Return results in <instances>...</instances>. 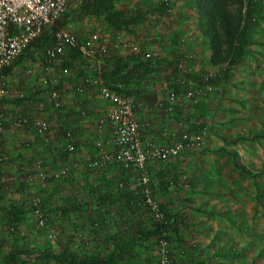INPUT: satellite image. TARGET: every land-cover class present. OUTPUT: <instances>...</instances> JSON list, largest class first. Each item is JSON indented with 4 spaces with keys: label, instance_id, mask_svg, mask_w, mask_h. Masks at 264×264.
<instances>
[{
    "label": "rangeland",
    "instance_id": "374dc122",
    "mask_svg": "<svg viewBox=\"0 0 264 264\" xmlns=\"http://www.w3.org/2000/svg\"><path fill=\"white\" fill-rule=\"evenodd\" d=\"M160 1L162 0L117 1V7L129 13L136 10L148 12L145 21L134 27L132 33L114 31L104 17L95 16H87L82 20L71 22V29L81 36L95 31L106 34L109 37L111 48L107 56L101 57L103 61L116 53L112 44L118 37L128 41L133 40L132 42L138 43L141 48L148 47L153 58L164 62L168 61L167 58L170 56L174 59L179 57V62L183 65L180 70L189 72L188 80L184 83L186 88L202 86L195 77L198 78L202 74L211 77L217 72L221 73L223 68L214 66L210 62L211 50L203 33L204 20L198 12L187 8L186 0H168V6L172 8V11L170 14L157 17L150 11ZM47 31L52 36L51 29ZM177 31L185 33L184 42L187 45L185 49H182V53L181 49L177 51V49L167 47L168 42L171 41L168 38L169 33L172 36V33ZM199 36L202 38V43ZM256 37L264 40V21L259 23ZM50 42L51 40L43 48L34 47L7 75L8 95L2 101L3 107L0 108L4 114L5 127L4 161L0 171V183H5L2 188V204L5 210L0 213V264H3V258L10 250L12 243L17 242L26 243L28 250L35 255L47 249L58 251L67 244L78 255H90L101 251V246L96 247V242L93 240L95 238H92L89 225L92 218L85 220L89 216V211L84 203L85 208L66 218H62L58 209L64 205H70L71 198L87 197L90 193V186L95 183L93 176L101 175V179L105 176L116 183L120 180L119 178L129 174L128 184L131 188H136L140 183L139 173L135 167L124 170L122 163L116 161H111L107 167L100 170L86 167L98 158L102 151L113 154L116 150L110 126L99 127L100 121L106 119L107 104L98 97L95 88L90 93L92 98L80 103L76 109L79 112L77 123L69 122L68 125L61 126L67 130L72 129L75 134V144L77 142L79 144V148L69 156L58 151L59 148L64 149L66 146L63 136L62 142L58 143L49 138L51 137L49 133L41 137L34 130L15 127L14 122L17 118L29 117L48 119L52 126L51 131L57 128L51 114L60 113L66 108L57 110L49 102V92L54 88H59L64 95V91L69 90L67 86L73 83L78 85L79 78L77 77L85 74L81 72L79 65H75V68H70L69 73L64 75L61 62L48 60L46 57L45 50ZM193 42L194 45H192ZM255 48L261 53L246 57L238 67L233 69L228 82H216L212 85V90L204 92L199 102L194 104V107L198 108L202 105V108L195 109L194 115L187 113L188 110L185 108L181 109L183 110L181 120L186 122L187 127L192 124L197 126L204 124L201 129L190 132L195 134L203 129L205 133H203L202 146L187 147L179 157L172 160V165H175L173 169L176 172L189 176L190 186L185 185L178 190L172 188L171 201L168 204L172 209L187 217L188 226L184 230L186 238L189 242H194L195 246L197 245L193 255L194 260L189 263L185 260L177 262L179 258L177 253H169L167 249L168 256L174 259L172 264H207L208 262L213 264H264V173L255 179L239 170L232 159V152H235L238 161L254 172L257 168H264V138L254 136L264 128V47L256 46ZM101 60H97L100 66ZM173 65L174 63L171 66L168 65V68L151 74L148 82L149 86L157 85L163 96H169L172 91L176 90L177 83L182 85L178 79L182 78L185 81L184 74H179L175 78L171 75ZM87 75L95 76L90 71ZM172 77L175 79L173 81L175 86L172 87L169 84L165 86V80H171ZM176 80L178 81L175 83ZM76 85L71 91L76 96L75 98H78L83 95L77 94ZM88 89L86 87L84 94L88 93ZM175 108L176 112L181 111L178 106ZM82 111L85 113L82 114ZM157 113L158 118L166 119V125L171 128V135L174 139H178L177 122L179 119L173 117L176 115H165L162 111H157ZM81 123L86 126L79 128L85 129L86 134L79 133L77 126ZM141 124L147 129L148 126L143 121ZM141 132L143 135L142 129ZM163 133H158L161 134L160 139H150L160 145L170 144L165 140L167 136ZM59 134L62 135L61 130ZM240 134L244 138L237 144H227L223 139V135L233 138ZM33 136L36 138L35 141L40 142V147L41 143L43 144L44 151H37L36 147L31 145ZM143 138V143L148 140L146 137ZM54 144L61 145L52 147ZM37 160H42L49 172H58L68 167L67 172L61 178H70L63 192L53 193L49 189L50 183H56L61 179L45 183L40 178L33 180L32 184L27 181L30 176L37 173V170H34V163ZM76 164L79 166H75ZM158 164L161 162H157L156 167ZM153 168L155 166L150 165L151 181L155 178ZM30 169L33 171L28 173ZM153 182L157 185L156 180ZM258 193L263 195V204L257 199ZM35 196L40 197L41 207L46 214L49 227L41 226L34 214L33 198ZM187 199L192 201L187 202ZM155 200L159 204L163 197L158 194ZM11 205H18L23 209L24 213L21 215L20 222L8 221L7 210ZM94 206L93 204L92 208ZM142 207L141 212H128L127 220L130 218L136 222L152 221L154 218L149 207ZM211 209L226 211L236 221L253 227L255 233L243 232L230 219L200 211ZM138 217L140 218L137 220ZM12 227L14 229H11ZM49 229L55 230V240L50 238ZM117 229L118 226L116 225L115 228L114 225L111 231L114 232ZM158 244L155 248L160 254L161 246L159 242ZM232 249L236 253H230ZM31 258L30 264H55ZM157 264H161L160 256Z\"/></svg>",
    "mask_w": 264,
    "mask_h": 264
},
{
    "label": "trees",
    "instance_id": "16d2710c",
    "mask_svg": "<svg viewBox=\"0 0 264 264\" xmlns=\"http://www.w3.org/2000/svg\"><path fill=\"white\" fill-rule=\"evenodd\" d=\"M117 1L118 0H84L83 4L78 9L68 10L64 13L50 29L53 32L57 30L58 27H64L70 22L82 20L87 16H95L104 17L108 25L114 31H127L132 33L134 27L145 21L148 12L136 10L135 12L132 11L129 13L124 9L118 8L116 4ZM168 4V0H162L156 4L154 9L150 12H153L157 17H162L167 13L170 14L172 8L169 7ZM186 6L198 12L204 20L203 33L209 42L211 64L223 67L221 73L217 72L214 76L209 77L202 74V76L198 78L195 77L202 85H214L216 82H228L231 78L233 69L238 67L246 57L261 53L260 50H257L255 47H264L263 38L256 37L259 31V23L264 21V0H190ZM47 32L46 29L40 38L34 41L30 47L35 46L36 48H43L46 43L52 39V36ZM30 47L27 49V54L31 51ZM144 49L150 50L147 47L143 48L142 51H144ZM124 50L127 51L124 54L115 53L111 55L109 59H105V61L101 60V66L97 63V60L88 61L72 50L70 51L69 58L62 61L61 65L63 68H75V65H79L82 69V73L85 72V70L90 71L95 75L94 77H100L106 86L116 90L123 97L133 100L135 104H141V108L144 102H141V100L145 99V95H147L148 98L149 92L146 87L142 86V83L148 86L151 74L168 68L167 66H171L172 63L153 58L152 55L147 58L143 52L133 53L130 49ZM26 55H22L16 60L12 66L5 70V73L9 75L14 66ZM179 74L185 75L184 78L186 83L189 72L180 70L179 64H174L171 67V75L175 78ZM183 87L186 89L184 83L179 86L178 89L175 88V91H183ZM92 89H94V87H92ZM51 104L54 106L53 103ZM194 104L195 103H192L193 108H202V105L197 108L194 107ZM63 105L60 108L54 107L60 110L64 107ZM48 122L50 123L49 120ZM139 125H141V123H139ZM202 127H204V124L199 126L192 124L189 131L192 132ZM60 130L62 135L60 136L59 134L58 140H60L59 142L61 143L64 137L66 146L64 147L65 150L59 148L58 151L66 153L69 156L75 149L79 148V144L77 141V144H75V134L72 133L71 136V133H69V130L72 131V129L67 130V128L62 127ZM159 132L163 133L162 130H159ZM254 136L263 139L264 128H262L260 133ZM243 138L242 134L233 138L223 135V139L227 144H237ZM69 141L73 144L72 150L66 148ZM147 142L153 141H144V143ZM155 143L157 144V142ZM3 146L4 138L2 141V153H4ZM232 153L235 166L243 173L255 179L264 173V168H257V171L254 172L252 169L246 167L243 163L238 161L237 153ZM157 162L160 161H153L148 165V171L150 165L155 166V168H153L155 170V178H153V181H157V185H154V182L150 180L149 186L152 187L151 195L155 199L158 194H161L163 197L162 202L159 203L165 215L163 222H158L155 219H152L150 222L142 221L141 219V221L136 222L133 219L130 220V218L127 220L126 216L128 212H141L140 209L143 208L142 206H147L143 201V185L138 183L136 188H131L128 184L129 174L119 178L120 180L116 183L113 180L105 178V176L102 179L101 175L98 177L93 176L95 183L90 186V193L87 197L77 196L76 199L71 198L72 201L70 205H64L58 210L62 218H66L70 214L80 212L83 208L87 207L86 209L89 211V216L86 217L85 220L90 217L92 218L89 221L92 238H95L93 240L96 242V247L101 246V251H96L90 255H78L72 250L70 245L67 244L62 246L58 251L47 249L35 255L28 250L26 243L23 242L20 244L17 242L16 244L12 243L10 250L3 258V264H30L31 257H34L36 260L53 262L55 264H157L159 262V256L161 260V254L158 253V249L155 248V246H157L158 242L160 243V239L163 237L167 240V249L169 253H177L179 257L177 262L183 260L187 263L192 262L194 260L193 255L197 249V245L195 246L193 242H189L186 238L184 230H186L188 226L187 217L184 216L183 213L172 209L168 204L171 201L170 195L172 188L178 190V188H183L185 185L190 186L189 176L176 172V170L173 169L175 165H172V160L170 161L171 163L161 162L162 165L158 164L156 167ZM35 163L34 170L38 171ZM108 165L109 163L101 167H94L89 163L88 166H85L91 169L99 168L100 170ZM121 165H123L124 170L133 169L132 167H134H127L125 164ZM75 166L78 167L79 165L76 164ZM43 168L47 170L44 163ZM31 171L33 170H28V173H31ZM136 171L139 173L140 180V171L138 169ZM58 179L49 177L41 180L46 183L47 181ZM69 181L70 178L67 177L56 181V183H50L49 189H51L53 193L63 192L65 185ZM29 183L32 184L33 182ZM4 184L5 183H0V213L5 210L2 204V188ZM101 185L103 186L101 187ZM257 199L263 204L262 194L258 193ZM186 201L191 202L192 200L187 199ZM93 204L95 206L92 208ZM200 211L225 217L235 223L243 232L249 234L255 233L253 227L246 225V223L236 221L233 216L224 210L211 209L209 211ZM23 213L24 211L20 206L11 205L7 210L8 221L11 223L20 222ZM139 218L140 217H138L137 220ZM114 225L115 228L117 225L118 229L112 232L111 228ZM11 229H14V227ZM229 252L236 253L233 249ZM169 257L171 259L169 264H172L174 259L171 258L170 255ZM209 263L210 262L207 264ZM210 264L213 263L211 262Z\"/></svg>",
    "mask_w": 264,
    "mask_h": 264
},
{
    "label": "built area",
    "instance_id": "2783aa9c",
    "mask_svg": "<svg viewBox=\"0 0 264 264\" xmlns=\"http://www.w3.org/2000/svg\"><path fill=\"white\" fill-rule=\"evenodd\" d=\"M84 0H0V108L2 101L8 95V80L5 70L12 66L22 55H26L27 49L36 41L46 29L54 26L57 21L68 10L78 9ZM118 50L130 49L133 53H145L146 57H151L152 53L141 48L136 42H131L125 38H119L112 44ZM35 46L30 47L32 50ZM111 43L109 37L101 32H92L85 38L78 37L70 26L58 27L52 33L50 44L46 47L45 54L48 60L62 61L69 58L70 51H75L82 58L90 60H101L109 54ZM118 54V53H117ZM16 66V65H15ZM14 66V67H15ZM70 68H64L63 74L67 75ZM185 81H182V84ZM86 85L95 88L100 99L107 103L106 119L100 121L99 127L109 125L113 131L116 150L113 154L102 151L90 165L94 167L104 166L111 161L125 164L127 167L134 166L140 171V183L143 185L144 203L149 207L153 218L158 222H163L164 212L158 202L151 195L150 175L148 165L153 161L168 163L177 158L187 147H200L203 144V133L192 134L191 128L186 126L184 120H178L179 138L174 139L168 145H160L154 142L143 143V135L140 129L136 110L140 107L133 100L123 97L116 90L106 86L100 77L85 75L76 91L79 95L86 90ZM211 84L202 86H192L183 91H172L167 98L157 102L158 109L165 115H176V106H189L197 103L205 91L212 90ZM50 103L57 108L62 107V93L59 88L52 89L48 94ZM164 101V102H162ZM4 114L0 111V171L3 161L2 141L5 136ZM15 127L34 130L40 136H46L51 129V124L47 119L29 117H19L14 122ZM69 133L72 131L69 130ZM67 149L72 150L73 144L69 141ZM37 173L30 176L27 181L35 179H46L54 177L61 178L67 172L68 167L58 172L44 170L42 160L36 164ZM1 180V176H0ZM34 214L37 216L39 224L48 226V219L41 207L39 196L33 198ZM49 236L55 240L56 232L49 229ZM162 255L161 264H169L171 259L167 254V240L160 239Z\"/></svg>",
    "mask_w": 264,
    "mask_h": 264
},
{
    "label": "crops",
    "instance_id": "0c3cea01",
    "mask_svg": "<svg viewBox=\"0 0 264 264\" xmlns=\"http://www.w3.org/2000/svg\"><path fill=\"white\" fill-rule=\"evenodd\" d=\"M187 1L188 0H186L185 4L188 3ZM66 26H70V29H71L72 28L71 27L72 26V23L70 22ZM73 32L78 37H80V38H85V37H87L89 35L88 34V35L81 36V35H78L75 31H73ZM95 32H99V31H95ZM199 37H200L201 43H202V38H201V36H199ZM168 38H170L171 41L168 42L169 44L167 45V47H171V48H173L175 50L177 49V51H178V49H181V51H180L181 53L183 52L182 49L183 48L184 49L186 48L187 43L184 42L186 40L185 33H181V32H178L177 31V32H173L172 33V36L169 33ZM187 39H189V37ZM192 45H194V42L192 43ZM125 52H127V51H125L124 49H122V50H118L116 53H118V54L119 53H121V54L123 53L124 54ZM167 59H168L169 62L174 63L175 65L179 64V67H182L183 66L179 62V59L178 58L174 59V57H171L170 56ZM87 72L89 73V71H86L85 70V72H83L85 74L77 77V78H79V82H78L77 79L75 80V82L76 83L78 82L77 84H80L81 81H82V78L85 75H87ZM174 80L175 79H173V78L171 80L170 79L165 80V82H164L165 86H167L169 84V86L171 85L173 87V85H174L173 81ZM178 80L181 81V84H182V80H180V79H178ZM178 80H176L175 83ZM143 84L144 83H142V86L146 87L148 89V91H149L148 92V98H147V95H145V99L144 100L143 99L141 100V102L144 101L143 102V106H141V108L139 107L136 110V114H135L136 117H137V119H138V121H139V123H142V121H143L144 124H146L148 126L147 129H145L144 126H142V124L140 125V126H142V127H140V129H142V131H143V137H146V139H148V140H152L150 138H153V140H157L159 138V135L162 134V133L161 134H158L159 133V130H162L164 132L163 135L167 136V138L165 140L166 141H169L170 143H172L173 142V139H174V136H172L171 133H170V129L171 128H169L166 125L167 124L166 119L164 120L163 118H158V113H157V111H160L158 109L157 102H159L161 100H164L163 97H166L167 95H164L163 96L162 95V92L160 91V88L157 85L152 84L151 86H149V85L148 86H145ZM74 85H76V84L73 83L72 85L67 86L69 88V90L67 89V92L64 91V95H62V100H63V103H64V105H63L64 107L63 108H66V109L60 111V113L57 112L56 114H53V113L51 114V115H53V119H54V122L53 123H54V125H57L59 127V128L58 127L55 128L54 130H52V131L49 132V135H51V137H49V138H52V141H54V142L57 141L58 143H60L59 142L60 140H58V137H59V130L62 128L61 126H66V125H68L69 122L77 123L78 118H79V112H77L76 109H78V107L80 106V103H84L85 101H89L92 98L91 97V94H90L92 92V87H90L88 85H86L89 88L88 89L89 90L88 93H86V94L83 93V94H81L83 96H79L78 98H75L76 96L71 91L72 88H74ZM177 85L180 86L178 83L176 84V86ZM140 86H141V84H140ZM178 86L175 87V88L178 89ZM103 102H104V100H103ZM162 102H164V101H162ZM104 103H106V101ZM177 106L179 107L178 109H180V110L182 108H185V110H188L187 113H189V114H193L194 115V112L196 111L195 110L196 108H193L192 105H189V106L177 105ZM191 108H192V110H189ZM182 112H183V110H181L179 112H176L177 119H179V120L183 119L182 118ZM81 113L84 114L85 112L82 111ZM80 126L84 127L86 125L81 123V125H79L77 127L79 128ZM78 130H79V133L80 134H82V133L83 134H86V130L85 129L79 128ZM177 132H180L179 129H178ZM27 137H29V135H27ZM35 140H36V138H35V136H33L32 137V143H31V145L35 146L37 151H39V150H43L44 151V149L42 148L43 147V144L41 143V147H40L39 146L40 145V142H37ZM45 145L46 144H44V146ZM59 145H61V144H54L52 147H55V146L59 147ZM38 161H36L35 164H37Z\"/></svg>",
    "mask_w": 264,
    "mask_h": 264
}]
</instances>
